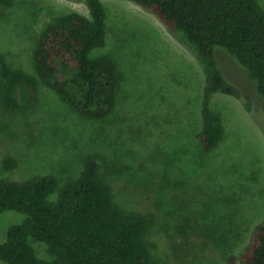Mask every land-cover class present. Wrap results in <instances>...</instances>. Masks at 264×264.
<instances>
[{"label": "rangeland", "instance_id": "rangeland-1", "mask_svg": "<svg viewBox=\"0 0 264 264\" xmlns=\"http://www.w3.org/2000/svg\"><path fill=\"white\" fill-rule=\"evenodd\" d=\"M101 1L107 42L93 54L108 53L118 64L113 113L84 119L43 83L34 101L19 87L20 109L0 103V177L50 173L61 186L95 154L113 202L152 216L147 243L154 264H227V254L240 256L264 223L263 100L246 70L215 46L223 75L241 97L212 95L210 107L220 114L224 132L205 152L196 138L203 71L192 49L151 10L128 0ZM256 1L264 9V0ZM70 11L89 16L84 0L0 4L4 59L32 72L41 28ZM7 158L12 166L4 165ZM24 217L13 210L0 214V242ZM31 244L39 257L51 259L44 243Z\"/></svg>", "mask_w": 264, "mask_h": 264}, {"label": "trees", "instance_id": "trees-1", "mask_svg": "<svg viewBox=\"0 0 264 264\" xmlns=\"http://www.w3.org/2000/svg\"><path fill=\"white\" fill-rule=\"evenodd\" d=\"M84 1L89 16L70 11L41 28L32 52V72L11 66L0 52L4 108L22 107L16 94L19 87L34 101L43 83L84 119H105L113 113L120 85L118 64L108 53L93 54L107 42V10L101 0ZM128 1L151 10L178 33L201 65V124L196 138L205 152L215 148L224 132L220 114L210 107L212 95L241 97L240 89L223 75L215 46L246 70L264 109V9L256 0ZM10 2L0 0L4 5ZM13 164L11 158L4 161L5 166ZM6 210L25 217L11 225L0 242V264H154L147 243L152 216L125 211L113 202L111 186L99 177L95 154L87 155L79 175L61 186L50 173L24 180L0 177V214ZM31 240L44 243L51 259L39 257ZM226 261L264 264V223L241 255L228 253Z\"/></svg>", "mask_w": 264, "mask_h": 264}]
</instances>
